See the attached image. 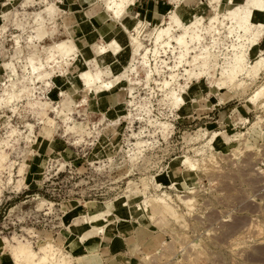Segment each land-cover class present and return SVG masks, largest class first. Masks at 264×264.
<instances>
[{
    "label": "rangeland",
    "instance_id": "rangeland-1",
    "mask_svg": "<svg viewBox=\"0 0 264 264\" xmlns=\"http://www.w3.org/2000/svg\"><path fill=\"white\" fill-rule=\"evenodd\" d=\"M169 1L128 11L143 21L142 47L99 62L114 88L88 90L97 44L118 32L104 0H0V264H14L18 242L48 240L69 264H93L70 251L112 236L116 264H264V64L250 72L264 57L251 53L264 0ZM151 9L170 11L154 23ZM236 14L254 18L246 33ZM157 23L187 35L182 58L174 40L154 45Z\"/></svg>",
    "mask_w": 264,
    "mask_h": 264
},
{
    "label": "bare ground",
    "instance_id": "bare-ground-1",
    "mask_svg": "<svg viewBox=\"0 0 264 264\" xmlns=\"http://www.w3.org/2000/svg\"><path fill=\"white\" fill-rule=\"evenodd\" d=\"M132 2H133V0H104V9L111 14L110 19L112 21H114V22L118 21L119 22L120 20L125 18V16L127 15L128 7L132 4ZM213 2L215 3V0L210 1L209 3L212 5ZM256 5H257V7L254 11L255 15L258 12L264 13V1H262L261 4H256ZM201 9L202 8H199V10H201ZM254 12L253 13L251 12L252 17L255 16V15L253 16ZM193 17L195 19L199 18L196 15ZM167 18H168L167 20L171 21V23L174 22L177 25H179L182 22V21L180 22L178 14L175 12L173 13V11L171 12V14ZM215 18H216L215 16H214V18L209 16L208 21L210 22L211 20H213ZM134 19H137V18L134 17ZM195 19H194V22H192V23L184 24V29L187 30L191 24H195L201 20V18H199L200 19L199 21L197 19L196 20ZM234 19H235V22L238 24V26L243 29L244 33H246L250 29L252 23L254 24V18H252L253 19V22H252V21H249L244 16L239 15V14H236ZM263 22H262V26H264ZM142 27H143V21H141V20L134 23L131 27V30H128L126 25L122 23V26L120 27V29H118V32L116 33L117 36L114 35V36L110 37L108 40H105L104 42H102L101 44H97L96 47H97V52H98V58H100L101 60L98 58H94V61L96 62V63H94L96 65L95 70L92 71V70L88 69L87 71H84L83 82H84V86L86 87V89L94 90L95 88L98 87V85L102 86V87H106L108 89L114 88V82L113 81H108V80H105L103 78V71L100 69L99 62L105 63V61H107V60H113L114 57H116V55L118 53H121L125 50L131 51V49L134 46H136V48H137V46L142 47V45H143L142 40H141L142 37L140 36V33L142 31ZM171 28H172L171 25H168L167 27H161V23L155 24L154 25V32L152 31L154 33V39H153V42L155 43L154 45L155 46L164 45V44L170 45V42L172 40H174L181 48H184L180 52V55H179V57L182 58L184 56V54L186 53V51H187L186 47L189 44L188 41L186 40L187 35L184 32H182V33H179L178 35L173 36V34L171 33ZM257 33H258V30H257ZM260 34H261V32H260ZM126 37L131 38L130 45H127L126 42L123 41ZM189 37H190V41H191L193 39V36H189ZM134 39H138V41H134L132 43V41ZM247 40H250L251 44H256V42L259 40V37L254 38L253 36H251L250 38H247ZM68 42H69V44L68 43H65V44L67 46H69V48H71V46L73 47V45H70L72 43V41L69 40ZM65 44L63 42H60L59 45L63 46ZM53 46H55V45H53ZM53 46H51L48 49L50 52H51V49L53 48ZM239 46L244 47V46H246V44L240 43ZM247 49H248V47L245 48L244 52L241 53L240 55H237V56L235 55L234 63L227 65L226 68L223 67L221 69L222 71L220 72L221 75H225V77L227 76L229 78V80L232 81L235 78V75L237 73H239L240 71H242V69H243L242 68L243 57H244L243 55L245 54V51ZM148 51H149L148 48H143V52L141 54L142 61H145V60L147 61ZM108 52H110V54ZM261 52L262 51H260V54H261ZM156 54H157V47H155L153 49V55L156 56ZM199 54L200 55H198V57H202L201 53H199ZM205 55H207V53ZM53 57H54V55H53ZM196 57H194L192 60L188 61L189 62L188 64H190V63L196 64L197 63L196 61L198 58V57L197 58ZM263 61H264V57H261V56L258 57L257 60L252 65L250 72L256 73L261 68V66L264 64ZM84 63L86 64V60L84 61ZM208 63H209V56H203L200 66H203L206 68ZM203 72H205V71H202V72L198 71L197 72L198 74H195V73H193V74H195L196 77H198L200 74H204ZM40 73H42V72H40ZM186 73H188L189 77L193 76V74H191V70H189V69L188 70L186 69ZM47 75H48V73H47ZM171 77L175 78L176 74L175 73L172 74ZM227 77H226V79H227ZM163 82H164V86L169 83V81L167 82L166 80ZM177 84H178V82H177ZM261 90H262V92L261 91H259V92L264 93V86ZM174 92L175 91L172 90L170 93L175 95ZM9 99L10 100L13 99V95H10ZM213 135H212V137H213ZM138 143L139 142H137L136 144H138ZM2 154L0 153V159H3ZM186 166L188 167V169H191V170L196 168L195 163H189ZM21 171H22V168H20L19 172H21ZM152 199L154 201L160 200V201L165 202V200L163 198L155 197ZM80 216L84 217V221H86L87 218L85 215H80ZM11 254H12V257L14 260V264H69L68 260H66V258H64L62 255H60V257H57L58 252L56 251V248H54V246L50 240L44 242V244H42L38 250H34L31 247V245H29L27 243L18 242L17 245H13L11 247Z\"/></svg>",
    "mask_w": 264,
    "mask_h": 264
},
{
    "label": "crops",
    "instance_id": "crops-1",
    "mask_svg": "<svg viewBox=\"0 0 264 264\" xmlns=\"http://www.w3.org/2000/svg\"><path fill=\"white\" fill-rule=\"evenodd\" d=\"M149 2H151V4H152L154 2V0H135V3L133 5V7L131 9H129L128 11L134 10L136 12V14L138 12H140V11H142V13H143V11H144L143 14H146V13L148 14L147 9L142 10L139 5L140 4L143 5V6H144V4L145 5H148ZM155 2H157V1H155ZM168 2L171 3L169 0H168ZM173 7H175V6L173 5ZM150 11H152V13H151V20H153L154 23H155L156 21L162 20V18L160 19L158 17L159 14H162V16L164 17L166 15V13H168V11H170V9L169 10H164V11L163 10L158 11V9H156V10H152L151 9ZM125 18H129L130 21L124 22V19ZM125 18L122 19V20H120L119 22L112 21L110 23L112 25V27H113L112 29H114V28L120 29L122 23H125L126 26L128 27V30H131V27H132L133 22L135 21V19L133 17L131 18L128 12H127V15L125 16ZM108 24H107V26H108ZM112 29L109 30V31H112ZM261 50L264 51V33H263L261 39L259 40L258 44L251 51V53L252 54H256L257 52L259 53ZM101 235L102 234H100V236ZM111 240H112V243L110 245H108L105 242H104L105 245H99L98 243H101L102 240L100 239L98 241L95 238V239H93L91 241L94 244H96V246L93 247V248L91 246H89V245H86L84 240H81V244H80L79 248H77V250H75V251H70V252L73 254V256H76L77 255L75 258L85 257V256H93L94 257L93 264H116L117 259H116V257H114V255H115L114 252H116L117 246L116 247L113 246V243H115V241L117 240V238L116 237L114 238V236H112ZM78 264H83V263L80 262Z\"/></svg>",
    "mask_w": 264,
    "mask_h": 264
}]
</instances>
